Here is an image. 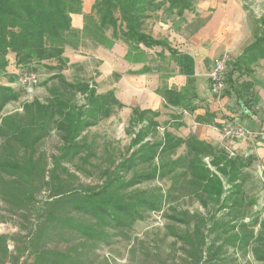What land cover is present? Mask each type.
<instances>
[{
    "label": "rangeland",
    "instance_id": "rangeland-1",
    "mask_svg": "<svg viewBox=\"0 0 264 264\" xmlns=\"http://www.w3.org/2000/svg\"><path fill=\"white\" fill-rule=\"evenodd\" d=\"M156 1L160 3L161 0ZM168 6L161 4L158 9L150 10V16L145 19L147 32L155 38L169 41V36L181 31L185 25L197 21L199 28H202L204 23L209 25L214 18L221 22L223 19H231L229 27L235 33L234 39L238 35L247 34L248 40L252 42L242 55L227 51L215 58H228V81L240 73L239 70L248 72L249 68L258 65L259 60L264 58V0H192L193 9L185 10L182 15L178 14L177 9H168ZM88 15L97 16L93 9L92 13L85 14L84 27L88 23ZM108 34H111V30ZM78 42V47L71 49L76 50L79 61L64 76L75 84L89 82L98 93L112 91L125 106L116 109L110 117L98 120L82 134L80 140L90 146V153H93L91 157L86 159V153H83L72 161L62 162L65 169L60 170L61 175L72 183L69 195L59 198L42 192L34 204L13 205L2 196L4 193L8 195V180L11 177L0 174V264H264L263 165L248 164L240 177L242 192L247 195L244 206L249 205L245 216L239 208L218 211V207L213 205L207 208L201 205L190 170L183 165L173 164V160L186 153L185 146L179 148L176 154H162L150 166L140 165L127 174L126 167L122 166L134 151L137 153L139 150L140 145L133 143L136 134L150 119L155 118L152 113L155 109L147 105L152 101L151 95H155V69L162 76L160 91L163 93L166 77L170 74L168 71L174 72L172 60L179 59L178 48L172 47L175 51L168 55L163 54L161 49L144 48L145 54H141L143 61L134 62L127 59L131 50L129 45L123 40H116L115 44H123L118 47V51L127 49L126 56L121 58L117 53L118 58L110 60L103 54V58L106 55L104 61L91 57L90 50L95 46L112 50L115 44L112 48L97 44L86 36L84 30L79 34ZM135 54V51H131V56ZM45 64L60 66L55 60L46 61ZM39 67L53 71L44 65ZM102 67L112 72L104 77L99 69ZM29 71L38 75L39 83L26 85L25 73ZM60 72L58 69L54 71L55 74ZM45 73H41L37 67L34 69L24 65L20 67V83L17 86L6 82L7 72L0 74V85L11 86L21 93L18 100L6 104L0 115V125L4 124L3 119L6 117L23 115L24 103L35 98L46 102L58 95L71 104L80 105L85 102L79 91L65 86L53 77L55 74L47 78ZM243 76L242 79L245 74ZM125 78L130 80L126 85L123 83ZM246 91L250 92L248 89ZM251 96L249 93L246 103L251 100ZM134 107L151 110L144 115L143 123L131 122ZM157 120L160 125L144 135V142H164L167 130L178 136L183 134L180 130L183 122H177L174 128L169 125L170 119L158 117ZM2 145L3 139L0 137V148ZM61 145L58 131H53L36 145V165L45 170L46 175L54 169V158L59 156ZM206 161L209 159L206 158ZM155 163L166 166L157 178L145 180L128 189V192H116L114 184L101 196L95 195L107 186L106 182L111 176L122 175L130 180L137 172L154 169ZM115 181L123 183L125 180ZM225 188L229 193L231 185L226 180ZM155 193L164 196L161 207L157 211H144L143 216L128 227H119L115 223L102 226L96 219L75 210L79 202L86 198V194L94 195L92 200L95 204L102 205L110 196L118 199V194L127 201L129 196L132 200L142 196L155 198ZM235 198L237 195L233 196ZM53 199L57 202L51 203ZM48 202L51 205H47ZM42 210L46 211L48 217H37ZM184 212L192 216L186 223L177 219L182 218ZM72 225L76 229L71 228ZM80 230H87V234L94 237L90 238ZM244 236H247L245 241ZM256 250L257 254H262L259 258Z\"/></svg>",
    "mask_w": 264,
    "mask_h": 264
},
{
    "label": "trees",
    "instance_id": "trees-1",
    "mask_svg": "<svg viewBox=\"0 0 264 264\" xmlns=\"http://www.w3.org/2000/svg\"><path fill=\"white\" fill-rule=\"evenodd\" d=\"M161 4H168V9L171 10L177 9L179 15L185 10L193 9L192 0H161L160 3L156 0H96L93 11H96L97 16L88 15V23L83 30L88 38L107 48H112L116 40H123L131 49L127 59L134 62L143 61L141 54H145L144 48L162 47L163 54L166 49L174 52L168 40L155 38L145 28V19L150 16L148 12L158 9ZM82 6L83 0H0V74L7 72L11 55L16 58L20 67L28 65L41 70L46 69L39 67L44 65L48 69L62 71L67 65L66 49H76L80 44L78 39L82 31L73 28L72 15L81 13ZM109 30L111 34H108ZM131 51L136 54L131 56ZM50 60L58 61L60 66L45 64ZM53 77L83 94L85 102L80 105L71 104L58 95L46 102L35 98L24 103L23 115L3 119L4 124L0 125V137L3 139L0 148V174L11 177V180H8V195L4 193L2 196L13 205L34 204L36 197L42 192L59 198L69 195L72 183L61 175V171L65 169L62 162L72 161L83 153H86V159L91 157L93 153H90V146L80 140L82 134L98 120L110 117L116 109L125 106L112 91L98 93L96 87L89 82L72 83L61 72ZM161 94L168 107L171 105L191 109L188 98L191 97L190 93L165 86ZM20 96L21 93L13 87L0 85V115L7 103L18 100ZM149 111L151 112L134 107L131 122L143 123L144 115ZM152 113L155 118L143 125L134 138L133 143L140 145L139 150L137 153L134 151L125 163L119 164L126 167V174L140 165L150 166L162 154H176L179 148L185 146L186 153L173 160V164L183 165L190 170L201 205L205 208L213 205L218 207V211L239 208L245 216L249 205L244 206L247 195L242 192L240 177L243 169L250 163L240 157H231L226 149L215 147L195 135L184 138L167 130L164 142H144V135L160 125L157 120L160 112ZM53 131L59 132L62 145L59 156L54 158V169L46 175V171L36 165L34 156L36 145ZM165 167L155 163L154 169L137 172L130 180L122 175L111 176L106 182L107 186L95 195L101 196L114 184L116 192L127 191L145 180L157 178ZM115 180L125 181L117 183ZM225 180L231 185L229 193L225 188ZM234 195H237V199H233ZM84 196L86 198L75 207L76 211L96 219L102 226L115 223L119 227L132 225L137 218L143 216L144 211H157L164 199V196L155 193V198L142 196L132 200L129 196L124 201L118 194V199L110 196L105 203L99 205L92 200L94 195ZM54 202H57L56 199L51 203ZM47 205L51 204L48 202ZM183 214L182 218H177L178 221L186 223L192 218L189 212ZM44 216L48 217L46 211L42 210L37 217ZM71 228L76 229L74 225ZM80 231L90 238L94 237L87 234V230ZM246 237L244 236V241ZM260 255L262 254H257V257Z\"/></svg>",
    "mask_w": 264,
    "mask_h": 264
},
{
    "label": "crops",
    "instance_id": "crops-1",
    "mask_svg": "<svg viewBox=\"0 0 264 264\" xmlns=\"http://www.w3.org/2000/svg\"><path fill=\"white\" fill-rule=\"evenodd\" d=\"M95 1L83 0L82 12L72 15L74 29L83 30V17L85 14L92 13ZM203 4L204 2L201 6ZM224 20L221 22L218 18H214L209 25L204 23L202 28H199V24L195 21L191 25H185L178 33L169 36L171 47L178 48L179 59L176 61L172 60L171 64L175 67L173 68L174 72H172L173 70L168 71L171 75L169 74L166 77L165 86L183 90L186 94L191 93V97H188L190 98L191 109L171 105L168 107L166 105V101L160 92V85L163 83L161 82L162 76L160 71L156 69L155 95H151L152 101L147 105L155 109L156 112H160V119H170L169 125H173L174 128H176L177 122L179 124L183 122L182 127H180L183 133L181 137L186 138L195 135L200 140L208 142L215 147L226 149L233 158L240 157L250 163L251 166L254 164L264 166V135H252L250 138H244L245 141L236 142L235 139L225 137L221 132V125L226 121L238 122L255 133L263 129L264 58L259 60L258 65L249 68L248 72L239 70L241 72L232 76L233 79L231 81L227 80L228 88L221 97L218 98L210 92L209 76L215 58L219 57L222 52L227 51L234 55H242L245 48L252 42L248 40L247 34L238 35V38L234 39L235 33L229 27L231 19ZM122 45L116 43L112 50L95 46L90 50V55L91 57L104 59V61L106 55L110 60L118 58L117 53L123 58L127 54V49L124 51L121 49V51L117 50ZM155 48L157 51H160L158 49L163 50L162 47ZM169 53L170 51L166 49L165 54L168 55ZM103 54H106L104 58ZM10 57L11 61L7 68L5 80L10 85L17 86L20 83V66L17 65L16 58L13 55ZM65 57L69 59V63L67 60V65L69 66L66 65L64 67L62 70L63 74L71 70L77 60L79 61L76 50L71 48H67ZM85 58L83 57L82 59ZM126 65L128 67L129 63L127 62ZM105 68H99L104 77L112 72ZM39 71L41 73L47 71L44 75L48 78L54 75L56 70L52 72L47 69ZM244 74L245 78L242 79ZM129 81L128 78H125L123 83L126 85ZM247 89L250 92L246 91ZM227 91L228 93H226ZM249 93L252 94L251 100H247L246 103L245 99H247Z\"/></svg>",
    "mask_w": 264,
    "mask_h": 264
},
{
    "label": "built area",
    "instance_id": "built-area-1",
    "mask_svg": "<svg viewBox=\"0 0 264 264\" xmlns=\"http://www.w3.org/2000/svg\"><path fill=\"white\" fill-rule=\"evenodd\" d=\"M229 69V60L227 57H222L215 60L211 74H210V90L211 93L216 97H221L222 94L228 88L227 72ZM25 83L28 86H33L39 83L38 75L35 72H26ZM221 132L225 137H231L233 139H244L250 138L252 135H264L263 129L255 133L253 130L246 129L244 126L235 121H226L221 125Z\"/></svg>",
    "mask_w": 264,
    "mask_h": 264
}]
</instances>
